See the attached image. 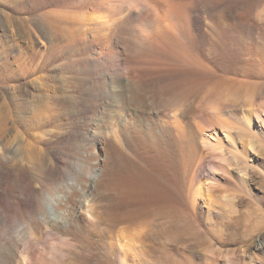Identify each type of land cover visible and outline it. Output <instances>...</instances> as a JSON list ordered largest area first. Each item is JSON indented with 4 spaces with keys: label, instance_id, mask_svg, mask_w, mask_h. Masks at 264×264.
<instances>
[{
    "label": "bare ground",
    "instance_id": "6f19581e",
    "mask_svg": "<svg viewBox=\"0 0 264 264\" xmlns=\"http://www.w3.org/2000/svg\"><path fill=\"white\" fill-rule=\"evenodd\" d=\"M0 78L45 137L0 126V264H168L172 217L264 192V0H0Z\"/></svg>",
    "mask_w": 264,
    "mask_h": 264
},
{
    "label": "rangeland",
    "instance_id": "374dc122",
    "mask_svg": "<svg viewBox=\"0 0 264 264\" xmlns=\"http://www.w3.org/2000/svg\"><path fill=\"white\" fill-rule=\"evenodd\" d=\"M6 83L7 78H0V126L8 127L5 139L10 141L14 140V142L19 145L22 144L20 147H23L22 151L26 153L31 142L40 141L43 139L44 134L42 133V128L40 129L39 125L35 126L34 123L24 125L17 121L12 126L10 123L5 122L6 113L10 106V100L12 99L9 94L13 90L8 91ZM12 92L15 93L16 91L13 90ZM45 105L51 106L47 103ZM46 109L47 108H44L43 110ZM41 133L43 137L40 135ZM37 135L40 136L38 137ZM37 137L41 139L39 140ZM94 148L89 150L91 153L90 156H87V161L91 159L88 162L89 164L94 163L97 159V157L92 154V151H98L96 147ZM61 150H66L65 153L69 155L72 153L66 148H61ZM216 198L215 204L218 209L215 208V213L213 212L210 217L211 220L199 219L195 221L190 217L189 219L186 215L185 218H183L184 215H178V218L172 217L182 228L177 236L179 237L177 242L176 240V243L173 241L171 242L178 245V247L180 246V251L181 254L183 252V256H180V253L174 251L173 255H178L174 259V256L172 255L171 257L170 255L171 258L169 259L171 261L169 260L168 264H264V192L255 190L252 191V193H248V190L245 191V189L240 186L230 184L229 186L225 185L223 192L218 194ZM157 215L159 214L154 213L153 216L155 217ZM159 216L157 218H159ZM155 220L158 219L155 218ZM200 221L201 223H198ZM95 232L96 233L93 232L91 237H83L85 238L84 240L88 239L91 242H97L99 245H103L107 240L105 235L98 231ZM94 248L95 247H91L88 250L86 249L85 255L94 259V257L96 258L100 253H102V255L106 253L101 246L98 250ZM176 249L178 248L176 247ZM260 249H263L262 252ZM184 256L187 259H185ZM93 259L91 264H96L94 263L95 259Z\"/></svg>",
    "mask_w": 264,
    "mask_h": 264
}]
</instances>
